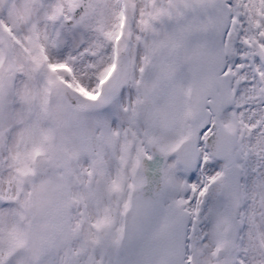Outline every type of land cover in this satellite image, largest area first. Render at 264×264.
Here are the masks:
<instances>
[{"label":"snow or ice","instance_id":"snow-or-ice-1","mask_svg":"<svg viewBox=\"0 0 264 264\" xmlns=\"http://www.w3.org/2000/svg\"><path fill=\"white\" fill-rule=\"evenodd\" d=\"M0 264H264V0H0Z\"/></svg>","mask_w":264,"mask_h":264}]
</instances>
